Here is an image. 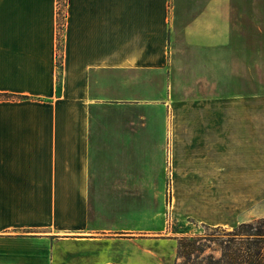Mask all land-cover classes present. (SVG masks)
Wrapping results in <instances>:
<instances>
[{
    "label": "crops",
    "instance_id": "crops-1",
    "mask_svg": "<svg viewBox=\"0 0 264 264\" xmlns=\"http://www.w3.org/2000/svg\"><path fill=\"white\" fill-rule=\"evenodd\" d=\"M263 29L264 0H0V264H176L188 220L262 216L214 115Z\"/></svg>",
    "mask_w": 264,
    "mask_h": 264
},
{
    "label": "rangeland",
    "instance_id": "rangeland-1",
    "mask_svg": "<svg viewBox=\"0 0 264 264\" xmlns=\"http://www.w3.org/2000/svg\"><path fill=\"white\" fill-rule=\"evenodd\" d=\"M230 66V105L219 115L216 111L218 108L215 109V134H250L245 140L247 144L250 143L246 147L251 148L246 153V161L255 159L257 164H261V171L256 173L257 177L259 174L261 176L262 216L244 221L224 219L223 223L217 225L188 220L186 227L176 236V264H235L245 256L246 246H250L247 261L264 260V235L246 234L256 232L257 228L264 229V29L261 41L246 43L244 57L238 61L231 59ZM237 68L240 70L238 74ZM233 159L235 161L236 157ZM169 190L167 186V203ZM247 222L254 223L253 229H239L241 223ZM181 239L185 246L179 245Z\"/></svg>",
    "mask_w": 264,
    "mask_h": 264
},
{
    "label": "trees",
    "instance_id": "trees-1",
    "mask_svg": "<svg viewBox=\"0 0 264 264\" xmlns=\"http://www.w3.org/2000/svg\"><path fill=\"white\" fill-rule=\"evenodd\" d=\"M260 222V221H259ZM253 226H254V223H252V222H247V223H241L240 225H239V229H244V228H248V230H250V229H253ZM246 234H258V235H264V229H261V228H257L256 229V232H254V233H246ZM182 240L183 239H181L180 241H179V245L180 246H185V244H182L183 242H182ZM250 248V246H246V251H245V256H243V258H240V259H238L236 262H235V264H264V260H254V259H250L249 261H247V258H248V254L249 253H247V249H249Z\"/></svg>",
    "mask_w": 264,
    "mask_h": 264
}]
</instances>
